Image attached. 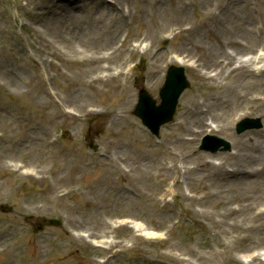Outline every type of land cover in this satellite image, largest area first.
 <instances>
[{
	"label": "rangeland",
	"instance_id": "374dc122",
	"mask_svg": "<svg viewBox=\"0 0 264 264\" xmlns=\"http://www.w3.org/2000/svg\"><path fill=\"white\" fill-rule=\"evenodd\" d=\"M112 32L129 82L74 77ZM234 39L251 63L208 79ZM177 55L189 85L155 137L132 110ZM193 101L210 114L183 135ZM244 116L262 128L237 133ZM0 264H264V0H0Z\"/></svg>",
	"mask_w": 264,
	"mask_h": 264
},
{
	"label": "bare ground",
	"instance_id": "6f19581e",
	"mask_svg": "<svg viewBox=\"0 0 264 264\" xmlns=\"http://www.w3.org/2000/svg\"><path fill=\"white\" fill-rule=\"evenodd\" d=\"M109 3L111 5L116 6L118 11H120V7L115 1L114 2L110 1ZM62 11L64 12V15L69 14L72 17L70 11H68L66 7L63 8ZM145 14L152 15L151 12H147V13L145 12ZM178 14L181 15L182 13L179 12ZM157 18H160V16L157 15ZM78 25L79 22L76 24V26ZM243 34L245 36H248L247 32H243ZM110 36L112 37L110 38L106 46H101L99 49L89 48L90 53L84 54L81 57L69 58L70 61L77 64V69L74 74V77L76 76L78 79V77L80 76L82 77V79H84L85 82H86L85 79L89 77L87 81L90 83H107L110 81L112 82L113 80L121 83L129 82L128 75H125L122 70V67L125 64H127L128 59L123 60L121 63L117 65L120 67V69L117 70L115 73L110 72L111 69L114 68L115 64L104 63L110 59H113L116 51L115 49H113L110 52L109 51L105 53L102 52V50H105L107 48L111 49L112 46L114 45L116 40L114 33L112 32ZM231 43H232L231 51L222 52L218 55L219 57L216 55L215 51H212V54L210 53L204 54V58L202 59L200 66L203 67L204 69H209L208 71H210L211 73L216 72L215 74L210 73L209 75H207L206 77L208 79L216 78L218 75H221L223 73L225 74L228 73V76H231L234 71L239 69H244L247 65L251 63L252 60L250 58L243 59L242 56H245L246 53L251 52L252 47L246 48L245 43L240 42L238 39H234L233 41H231ZM71 48L73 52L75 53L79 52V46L73 44ZM234 49L236 50V52L234 51ZM237 55H238V61L240 62L238 65L232 66ZM239 56H241L242 59ZM220 57H223V59H221ZM258 59L259 57H256V61H258ZM172 60L180 64H183L184 62L182 58H180L178 55ZM115 68L117 67L115 66ZM225 68L228 69L224 72ZM215 69H218V71H215ZM251 70L254 69L251 68ZM193 72L196 73L195 69H193ZM253 98L256 99V97ZM207 114H210V111L204 108V102L193 101L192 107H190V112L188 113L189 116L188 117L184 116L185 118L180 120V130L183 132L182 134L188 135L190 132L194 131L193 129L194 126L197 128L203 127L206 124L205 121ZM183 135L179 136V139L181 142L185 143L187 142V139ZM188 144L191 145L192 143L189 142ZM231 173L234 174V169L231 170ZM232 211L235 210L232 209ZM132 226L134 229L140 231L143 234H151L149 231H146L145 228L138 222H134Z\"/></svg>",
	"mask_w": 264,
	"mask_h": 264
},
{
	"label": "water",
	"instance_id": "95a60500",
	"mask_svg": "<svg viewBox=\"0 0 264 264\" xmlns=\"http://www.w3.org/2000/svg\"><path fill=\"white\" fill-rule=\"evenodd\" d=\"M186 85L181 68H171L169 70L164 87L160 91L162 99L160 105H155V101L146 92L141 91L139 100L134 111L141 117L143 122L151 128L154 133L158 132L159 126L169 120L174 112L177 97ZM259 120H254L252 126H259ZM218 145H215V148ZM215 149L214 147H210Z\"/></svg>",
	"mask_w": 264,
	"mask_h": 264
}]
</instances>
